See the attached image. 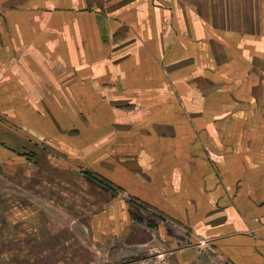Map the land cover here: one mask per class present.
Here are the masks:
<instances>
[{"label":"crops","instance_id":"obj_1","mask_svg":"<svg viewBox=\"0 0 264 264\" xmlns=\"http://www.w3.org/2000/svg\"><path fill=\"white\" fill-rule=\"evenodd\" d=\"M0 215L20 264H264V0H0Z\"/></svg>","mask_w":264,"mask_h":264},{"label":"rangeland","instance_id":"obj_2","mask_svg":"<svg viewBox=\"0 0 264 264\" xmlns=\"http://www.w3.org/2000/svg\"><path fill=\"white\" fill-rule=\"evenodd\" d=\"M4 193V191H3ZM4 195V194H3ZM4 210V209H3ZM2 210V211H3ZM4 211L2 212V214ZM9 220V218H6ZM7 223L5 222L4 217L0 215V264H20V254H15L14 243H12V239L8 240V242L5 241V229L7 228ZM35 248V246H34ZM17 250H20V247L17 248ZM34 250V249H33ZM31 255V254H30ZM33 256H30V258L35 259L36 256L32 254ZM31 261V260H30ZM29 261V262H30Z\"/></svg>","mask_w":264,"mask_h":264}]
</instances>
